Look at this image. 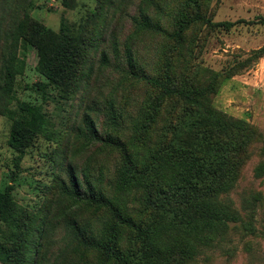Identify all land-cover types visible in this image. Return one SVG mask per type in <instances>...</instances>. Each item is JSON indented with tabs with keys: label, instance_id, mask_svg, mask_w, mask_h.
<instances>
[{
	"label": "trees",
	"instance_id": "16d2710c",
	"mask_svg": "<svg viewBox=\"0 0 264 264\" xmlns=\"http://www.w3.org/2000/svg\"><path fill=\"white\" fill-rule=\"evenodd\" d=\"M26 1L2 0L0 14V116L12 123L7 143L15 154L16 171L27 148L46 126V117L39 105L20 103L18 107L23 116L19 118L11 109L16 77L24 68L18 55L21 42L32 44L38 52V72L44 83H37L35 87L43 93L47 89L61 92L65 97H74L80 91L92 93V77L97 82L105 70L120 71L127 78L144 82L150 90L161 93L155 100L146 99L131 117H125L109 103L104 108L108 116L101 124L102 132L89 114L93 106H87L86 146L97 144L104 153L119 157L107 177L96 180L83 173L79 180L68 164L65 170L68 181L57 177L56 194L33 213L15 207L12 187L0 192V262L48 264L45 253L48 234L59 229L67 237V263L62 257L63 262L57 264H94V260H99L96 264H110L112 260L118 264L191 261L196 248L210 245L228 229L230 221H237L238 213L218 197L229 190L242 151L257 134L243 121L197 105L201 90L168 86L158 74H149L139 66L133 45L142 37L161 38L166 47L171 42L184 43L189 28L205 17V0H175L173 7L165 10L160 7L154 16L148 15L147 9L141 10L125 43V65L116 35L113 33L108 40L104 25L110 14L114 18L122 11L127 0H96L101 26L87 36L81 34L78 39H73L64 29L57 36L53 34L55 39H52L51 31L32 19ZM100 44L111 50L114 61L107 51H101L95 75L90 53L98 50ZM162 49H165L163 43ZM172 65L171 58L164 61L165 78L174 76ZM182 101L191 111L178 118L174 125L165 119L161 126V132H165L152 145V133L158 128L164 103ZM195 106L200 111H193ZM62 151L57 152L58 158ZM62 162L60 159L57 164ZM257 173H264V165L259 166ZM12 174L15 180L17 173ZM63 200L69 205L54 213V205ZM155 212L162 214L160 225L155 219L145 221L144 225L143 220ZM85 214L88 221L84 219ZM126 240L130 247L141 243L136 256L127 253L130 250H123Z\"/></svg>",
	"mask_w": 264,
	"mask_h": 264
},
{
	"label": "rangeland",
	"instance_id": "374dc122",
	"mask_svg": "<svg viewBox=\"0 0 264 264\" xmlns=\"http://www.w3.org/2000/svg\"><path fill=\"white\" fill-rule=\"evenodd\" d=\"M26 2L32 19L51 31L52 39H55L53 34L59 35L62 29L73 39H78L81 34L87 36L101 26L96 0ZM2 4L0 0V14ZM173 5L175 0H127L114 18L111 14L108 16L104 25L105 37L110 40L113 33L116 35L124 65L125 43L141 10L147 9L148 15L154 16L160 7L165 10ZM204 5L205 17L189 28L184 43L171 42L166 47L161 38L142 37L133 45V51L139 66L149 74H158L168 86L201 90L197 105L243 121L257 134L242 151L229 190L218 197L220 202L238 213L237 221H230L228 229L210 245L196 248L193 259L186 264H264V173H257L259 166L264 165V0H205ZM162 23L166 26V20ZM162 43L165 49H162ZM104 50L114 61L111 50L100 44L98 50L90 53L95 75L100 66V53ZM18 55L24 68L16 77L11 109L19 118L23 116L18 107L20 103L39 105L45 114L46 126L27 148L16 171L13 167L15 154L7 143L12 123L7 117L0 116V192L12 187L15 207L33 213L56 194L57 177L68 181L65 172L68 164L79 180L83 173L96 180L107 177L118 164V156L104 153L97 144L86 146L84 118L88 105L93 106L89 114L102 132L101 124L108 116L104 108L109 103L125 117H131L137 114L146 99L155 100L161 92L150 90L146 83L127 78L120 71L105 70L97 82L92 77V93L80 91L74 97H65L61 92L48 89L43 93L35 87L37 83H44L38 72L37 50L23 41ZM170 58L174 75L171 79L164 77L163 66ZM164 104L158 117V128L152 133V145L157 144V136L165 132H161L165 119L174 125L178 118L191 111L185 101ZM193 111H200V108L195 106ZM60 149L63 151L58 158ZM60 159L63 162L58 165ZM12 172L17 173L15 180ZM68 205L69 202L63 200L54 205L53 211L56 213ZM160 216L161 213L155 212L143 223L155 219L160 225ZM84 217L88 221L86 214ZM127 235L129 238L130 234ZM65 239L62 229L48 234L45 250L48 264L63 262L62 257L67 263ZM140 244L130 247L126 240L123 250H130L127 253L136 256ZM98 261L94 260V264ZM110 264L118 263L112 260Z\"/></svg>",
	"mask_w": 264,
	"mask_h": 264
}]
</instances>
